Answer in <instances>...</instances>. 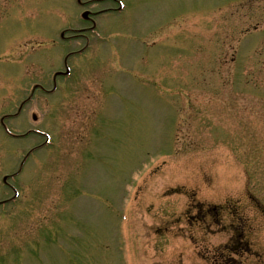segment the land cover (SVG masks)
I'll return each mask as SVG.
<instances>
[{
    "label": "rangeland",
    "instance_id": "1",
    "mask_svg": "<svg viewBox=\"0 0 264 264\" xmlns=\"http://www.w3.org/2000/svg\"><path fill=\"white\" fill-rule=\"evenodd\" d=\"M82 2L0 0V264H264V0Z\"/></svg>",
    "mask_w": 264,
    "mask_h": 264
},
{
    "label": "flooded vegetation",
    "instance_id": "2",
    "mask_svg": "<svg viewBox=\"0 0 264 264\" xmlns=\"http://www.w3.org/2000/svg\"><path fill=\"white\" fill-rule=\"evenodd\" d=\"M103 12H105V11H102V12H99V13L101 14V13H103ZM99 13H98V14H99ZM98 14H97V13H94V15H93L94 18H95ZM93 24H94V23H93ZM249 246H250V245H249ZM249 253H250V250H249ZM233 264H237V263H236V262H233Z\"/></svg>",
    "mask_w": 264,
    "mask_h": 264
},
{
    "label": "water",
    "instance_id": "3",
    "mask_svg": "<svg viewBox=\"0 0 264 264\" xmlns=\"http://www.w3.org/2000/svg\"><path fill=\"white\" fill-rule=\"evenodd\" d=\"M88 16V14H85V17H87Z\"/></svg>",
    "mask_w": 264,
    "mask_h": 264
}]
</instances>
